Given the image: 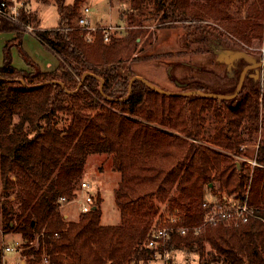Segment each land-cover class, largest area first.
Masks as SVG:
<instances>
[{"label": "trees", "instance_id": "trees-1", "mask_svg": "<svg viewBox=\"0 0 264 264\" xmlns=\"http://www.w3.org/2000/svg\"><path fill=\"white\" fill-rule=\"evenodd\" d=\"M54 1L56 27H37L31 11L20 21L36 22L35 35L58 56V65L41 70L29 59V67L20 69L8 57L0 65V230L19 234L26 264H141L177 247L197 252L200 264H264V130L255 154L260 165H237L235 158L253 139L260 111L264 124V91L252 88L231 107L213 97L163 94L135 79L125 97L128 77L117 66L137 50L135 38L145 25L229 19L234 0H124L119 19L126 34L120 39L111 32L108 42L101 28L87 40L86 30L73 24L84 0ZM257 1L249 13L261 20L263 0ZM256 21L253 31L236 34L264 37V25ZM0 31L13 32L21 43L22 26L0 18ZM93 153L110 155L120 173L115 225L100 222L98 192L77 220L59 209L60 197H76ZM206 188L221 199L223 193L246 199L259 217L238 226L218 222L197 233L172 230L164 247H149V229L163 216L158 203L177 209L179 224L191 228L203 222ZM4 255L0 240V264Z\"/></svg>", "mask_w": 264, "mask_h": 264}, {"label": "rangeland", "instance_id": "rangeland-1", "mask_svg": "<svg viewBox=\"0 0 264 264\" xmlns=\"http://www.w3.org/2000/svg\"><path fill=\"white\" fill-rule=\"evenodd\" d=\"M64 2L70 4L73 0H64ZM256 2L258 3L257 0H234L230 9L232 18L229 19H183L168 24L149 23V25H145L143 29H146V32L135 38L138 42L137 50L129 56H123L117 64L119 71L128 77V81L133 75H138L166 90H188L196 89L199 86L203 87L204 91L232 93L247 61L243 57H235L231 62L218 60L212 46L220 38V50L224 53L231 54L236 50H243L255 59H264L263 36L258 38L251 33L244 36L236 34L245 30L253 31L256 20V24L264 25V0L261 5L263 19L260 20L259 17L249 13L252 11L251 4ZM25 4L28 6V11L36 13L37 27L50 29L58 25L59 14L54 0H25ZM126 5L124 0H84L79 13L84 6H88L89 12L86 15L92 24L95 26L111 25L113 36L121 39L126 34L127 26L124 21L119 19V13ZM73 24H77L76 20L73 21ZM30 25L34 26L36 22L30 23ZM14 35L13 32L0 31V65L3 64L5 57H8L11 63L20 69L30 65L29 59L41 70H51L59 62L54 51L35 34L25 29L19 44L18 40L13 39ZM7 40L10 42L5 49L4 45ZM175 80L186 84L179 87ZM244 83L243 93L252 88L262 93L264 91V68L260 69L259 78L253 80L252 84L247 77ZM226 101L228 100H224L227 104ZM262 115L260 111L257 131L254 133L253 139L240 145L241 152L235 154L237 162H245L249 165L250 163L246 159L254 158L257 143L264 130V124L261 121ZM206 118V132L209 133L212 132V116L209 112L206 114ZM81 180L92 184L91 192L94 196L97 188L99 189L98 194L101 196L100 222L104 225L118 224L120 214L114 201V190L120 180V173L112 168L111 156L104 153L88 155ZM213 190H217V185ZM211 191L206 188V195ZM216 192L214 193L217 194ZM77 193L75 199L60 203L59 209L67 215V217L65 216L67 220H77L81 211V202L84 200L85 192L78 187ZM223 195L225 194L223 193ZM165 204L158 203L162 213L166 215L168 211L164 209ZM190 229L189 227L188 230ZM19 239V234H3L0 230V240L4 243H11ZM161 241L160 239L156 247H164L165 242ZM204 246L206 252L211 250L210 245L205 244ZM4 260L5 264H26L21 250L6 252ZM200 261L199 254L194 250L177 247L163 248L146 263L141 264H200Z\"/></svg>", "mask_w": 264, "mask_h": 264}, {"label": "built area", "instance_id": "built-area-1", "mask_svg": "<svg viewBox=\"0 0 264 264\" xmlns=\"http://www.w3.org/2000/svg\"><path fill=\"white\" fill-rule=\"evenodd\" d=\"M27 7L28 6H26L25 0H0V18L20 26L22 25L24 30L26 29L27 31L35 34L33 26L30 24H24L20 21L22 12H29ZM87 12H89V7L84 6V8L81 10L80 16L77 19V24L86 30L87 40H91L90 33L92 31L101 28L103 39L107 41L110 37L113 27L111 25L95 26L86 15ZM246 161H248L250 163L249 165L251 166L260 165V163L256 161L255 156L251 159L247 158ZM78 187L80 190L85 192L84 200L81 202L80 211L84 212L91 208V205L94 201L95 196L93 192H91L93 186L90 182L80 180ZM221 197L222 199L218 197V194H207L205 196L202 202V206L205 211L203 222L192 226L191 229H193L196 233L200 232L201 230L209 231L211 226L218 222H224L227 225L238 226L247 222L251 217H259L256 215L255 207L248 204L246 199L238 200L233 198V195H223ZM59 200L61 203L68 201L64 196L60 197ZM168 213L166 215L162 213L163 216L157 217L153 222L148 232L150 238L147 241V245L149 247L156 246L160 239L162 240V243L165 242V240L169 238V232L172 230H175L181 234L186 233L188 230L189 226L179 224L182 218L180 217L177 209L168 211ZM20 242V240H15L11 243H4V241H2V251L4 254L6 252H14L19 249ZM205 244L209 245V242L206 241Z\"/></svg>", "mask_w": 264, "mask_h": 264}, {"label": "water", "instance_id": "water-1", "mask_svg": "<svg viewBox=\"0 0 264 264\" xmlns=\"http://www.w3.org/2000/svg\"><path fill=\"white\" fill-rule=\"evenodd\" d=\"M213 51H214V53H216L217 59L218 60H223L224 62H231L235 57H243L247 61V63L244 65V67L241 70V73H240V76H239V79H238V83H237V87L232 93L204 91V90L198 89V88H196V89H188V90H179V91L166 90V89H163V88L159 87L156 84L151 83L150 81H148L147 79L143 78L142 76L133 75L132 77L129 78V81H128V92H127L125 97H127L130 94V92H131L133 81L135 79H138V80L142 81L149 88L154 89V90H156V91H158L160 93H163V94L184 95V96L197 94V95H200V96H203V97H213V98H217V99H228V100H231L234 97H236L238 92L240 91L242 83H243V79L245 77L247 69L253 68V73L251 75L255 79H257L259 74H260V69L264 68V59H255L252 55H250L249 53H247V52H245L243 50H236V51L232 52L231 54L224 53L221 50H217V49H214ZM86 74H90V72L86 71L82 75L81 79L79 80L78 86L82 84L83 78H84V76ZM54 81H57V80H54ZM57 82H59V81H57ZM175 83L179 87L184 86L186 84V83L179 82L178 80H175ZM101 86H102V79L100 78V87ZM240 98H241V96H239L238 99H240ZM231 107H235V105H232ZM236 164L239 165V162H237ZM94 207L95 206H92V208H94Z\"/></svg>", "mask_w": 264, "mask_h": 264}, {"label": "flooded vegetation", "instance_id": "flooded-vegetation-1", "mask_svg": "<svg viewBox=\"0 0 264 264\" xmlns=\"http://www.w3.org/2000/svg\"><path fill=\"white\" fill-rule=\"evenodd\" d=\"M219 39L220 38H218V40H216V44L215 45H213L212 46V50H214V49H217V50H220L221 48H220V45H219ZM253 73V68H249V69H247V71H246V74H245V77H244V79H243V83H242V86H241V89H240V91L238 92V94H237V96L236 97H234L233 99H231V100H228V99H223V100H228V101H226L227 102V104L229 105V106H232V105H235V106H237L238 104H239V101H240V99H238L239 98V96H241L242 97V93H243V91H242V87H244L243 85H245V83H244V80H245V78L247 77V78H249V82L252 84V81L253 80H256L251 74ZM260 75V74H259ZM258 78H259V76H258ZM238 83V82H237ZM236 87H237V85H236ZM236 89V88H235ZM224 93V92H223ZM233 100V101H232ZM239 100V101H238Z\"/></svg>", "mask_w": 264, "mask_h": 264}, {"label": "crops", "instance_id": "crops-1", "mask_svg": "<svg viewBox=\"0 0 264 264\" xmlns=\"http://www.w3.org/2000/svg\"><path fill=\"white\" fill-rule=\"evenodd\" d=\"M57 65H58V63H57ZM57 65H56V66H57ZM56 66H55V67H56ZM28 67H29V66H27L26 68H28ZM55 67H54V68H55ZM54 68H53V69H54ZM24 69H25V68H24ZM98 191H99V189L97 188V190H96L95 194H96ZM64 216H66V217H67V215H66V214H64ZM14 252H15V251H14Z\"/></svg>", "mask_w": 264, "mask_h": 264}]
</instances>
